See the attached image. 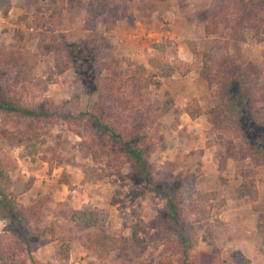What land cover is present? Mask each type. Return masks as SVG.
I'll use <instances>...</instances> for the list:
<instances>
[{
  "label": "rangeland",
  "instance_id": "rangeland-1",
  "mask_svg": "<svg viewBox=\"0 0 264 264\" xmlns=\"http://www.w3.org/2000/svg\"><path fill=\"white\" fill-rule=\"evenodd\" d=\"M14 1L13 15L5 16L0 10V47L25 46L35 66V77L27 90L10 76L0 77V84L22 92L26 105H55L65 114L89 110L98 91L93 83L91 91L86 89L84 78L92 71L87 68L86 75L81 74L80 62L97 58L105 75L115 63H120L127 75L144 66L148 70L144 74L152 79L144 92L145 102L158 105L172 98L173 107L156 122L144 123L153 144L148 153L153 186L136 179L134 167L107 145L104 137H98L105 142L103 149L97 147L106 154L101 153L99 159L89 156L84 147L94 139V133L84 124H70L63 118L33 120L38 151L27 155L14 136L26 130L30 120L0 114V163L15 167L7 170L10 182L0 184V188L6 186L7 198L17 206H38L41 202L42 209L41 220L32 221L28 228L30 238L40 243L33 259L28 256V247L13 253L10 249L15 246L9 248L1 241L10 219L2 217L4 211H0V242L7 253V261L0 258V264H181V246L176 242L177 229L169 219L168 201L155 188L166 194H181L182 218L193 223L198 239L189 252L192 264H264V164L241 157L248 148L242 137L213 130L205 113L219 102L217 86L200 75L202 53L220 54L227 46L237 64L256 65L251 75L254 95L264 106V28L262 41L251 29L236 32L222 25L216 33L206 34L207 39L200 44L187 41L194 60L188 62V67L183 64L177 80L173 75L172 83L167 85L157 76L159 69L155 67L158 60L172 65L166 56V43L148 41L141 48L145 50L140 59L126 49H118V44L132 43L127 34L141 27V23L132 26V19L152 18L153 3H160L162 11L168 0L108 3V7L120 5L116 17L107 7L101 11L97 0L95 5L94 0H66L61 13H52L51 0ZM190 1L204 25L203 16L211 1L206 6L202 1ZM2 16H13L16 21L8 22ZM124 100L116 97L115 106L120 109ZM196 104L202 113L192 118L187 107L196 108ZM130 105L133 108L123 116L132 119L138 113L142 114L139 118H145L143 111L136 109L140 104ZM120 114L118 109L113 111L114 116L122 117ZM246 179L255 180L257 201L237 197V189ZM83 204L92 205L104 216L102 226L80 229L70 221L72 211ZM140 221L148 229L146 234L141 233L142 244L147 246L141 256L115 250L99 257L90 249L95 234L100 232L130 244L132 231ZM60 248L65 249L67 258L58 253Z\"/></svg>",
  "mask_w": 264,
  "mask_h": 264
},
{
  "label": "trees",
  "instance_id": "trees-1",
  "mask_svg": "<svg viewBox=\"0 0 264 264\" xmlns=\"http://www.w3.org/2000/svg\"><path fill=\"white\" fill-rule=\"evenodd\" d=\"M51 1L54 5L52 13H61L66 5V0ZM97 1L98 8L100 7L101 11H105L107 7L111 15L116 17L120 5L117 3V5L114 4L108 7V3H116L117 0ZM12 6V2L0 0V10L5 16L9 14ZM203 18L207 35L216 33L219 26L222 25L236 32L251 29L259 41L263 40L264 0H212L207 6ZM18 46L17 48H6L3 45L0 47V77L10 76L13 82L25 87L27 90L28 86L34 81L35 66L26 55V47L22 44ZM202 62L200 75L208 83L216 84V96L219 98V102L210 107L205 113L208 122L215 131H221L236 138L242 137L248 148L246 152L241 154V157H251L258 164H264V106H260L255 99L251 78L256 65L251 62L237 64L228 52L227 46L220 54L202 53ZM80 67L82 68L80 73L84 76L88 72L85 69H91V76L87 75L84 78L87 79L85 80L87 81L86 89L91 91V83H93L94 89L98 91V97L89 110L77 114L62 113L55 105L39 107L38 104H35L28 106L22 100V97H24L22 92L13 91L11 87L0 84V114L6 117H23L30 120L27 129H21L14 136L15 140L19 145L24 146L27 155H32L38 151L34 143L37 130L32 124L33 120L51 122L57 118H63L70 124H84L86 127L93 129L92 132L94 133V139L88 141L84 147L89 156L94 159H99L102 156L101 153L104 152H101L97 146L103 149L105 142L99 140L98 137H104L106 144L134 167L135 178L153 186L154 182L148 160L149 149L153 144L151 145L144 123L147 124L148 121L154 123L159 117L168 113L173 107V99L166 98L163 103L158 105L145 102L144 92L152 83V79L144 74L148 71L144 66H139L130 75L126 74L127 71L121 68L120 63H115L114 67H109V74H103L104 67L97 58L93 61L86 59L80 62ZM155 67L159 69L157 76L164 78L166 84L170 85L175 68L162 60L155 62ZM120 96L126 98V100L123 101L124 104H121L122 106L119 109L114 103L116 97ZM133 102L136 105L140 104L136 109L143 111L145 118H139L142 117V114L138 113H134L136 118L133 117L132 119L122 115L128 109L133 108L130 105ZM195 107H187V111L192 118L202 113V108L198 104ZM116 108L122 117L113 115V111L117 110ZM79 133L81 135V132ZM11 168L15 167L8 163H0V184L10 182V174L7 170ZM6 190V186L0 188V211H4L0 215L9 218L10 225L1 241L6 242L9 248L14 245L15 248L10 249L13 253L17 249L23 250L28 247V256L33 259L32 254L39 249L40 243L30 238L28 228L32 221L41 220V202L38 206H17L7 198L8 193ZM155 191L168 201L169 219L177 229L176 242L181 246L180 263L192 264L189 260V252L197 246L198 239L194 236L193 223L182 218L181 194L178 192L166 194L158 188H155ZM237 197L257 201L259 192L255 180H244L237 189ZM70 221L80 229H92L103 225L104 216L92 205L83 204L80 208L72 211ZM147 232L146 223L140 221L132 231V242L130 244L120 237L100 232L95 234V238L91 241L89 247L99 257H105L115 250L132 251L139 257L147 247L142 244L141 233L146 234ZM2 242H0V258L7 261V253L5 252V246H2ZM58 253L64 254L66 258L68 257L63 248H60Z\"/></svg>",
  "mask_w": 264,
  "mask_h": 264
},
{
  "label": "crops",
  "instance_id": "crops-1",
  "mask_svg": "<svg viewBox=\"0 0 264 264\" xmlns=\"http://www.w3.org/2000/svg\"><path fill=\"white\" fill-rule=\"evenodd\" d=\"M11 1L15 6V1ZM198 1H202V5L206 6L212 0ZM167 2V7L162 11L160 9V3H153V5L155 4V12L152 13V18L150 19H145V17L142 16H140L139 19H132V26L134 24L137 25L141 23V27L135 31L131 30L132 32L127 34L129 35L128 40L132 39V43H124L121 41V44H118V49H126V51L129 52L131 56H137L138 59H140L144 57L143 51L145 49L142 50L141 48L145 46V43L148 41H157L156 44H158L162 40L164 43H166V56L169 57V62L176 69L174 74V77L176 78L178 71H181L180 68L182 65L184 64L186 67H188V62L191 63L194 60V55L188 48V44L186 42L192 40L194 43L200 44L207 38L205 27L197 16V7H194V3H192L190 0H170L171 7H168L169 0ZM14 6L13 9L10 10L9 14H12L15 10ZM162 17L164 18L163 20ZM2 18L4 20L6 19L8 22L12 21L15 23L16 21L13 16H2ZM1 21L0 25H2ZM147 27H151L155 31L149 30ZM151 37H153L155 40ZM151 47L154 51V44ZM169 53L171 55H169ZM183 73H186V71H183ZM185 76L187 77L188 74ZM175 80H177V78ZM180 86L186 87L185 84H181Z\"/></svg>",
  "mask_w": 264,
  "mask_h": 264
}]
</instances>
